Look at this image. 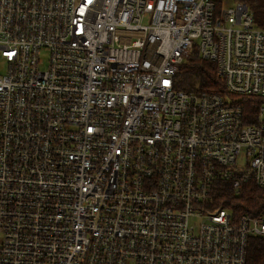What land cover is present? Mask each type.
Here are the masks:
<instances>
[{
	"label": "built area",
	"instance_id": "obj_1",
	"mask_svg": "<svg viewBox=\"0 0 264 264\" xmlns=\"http://www.w3.org/2000/svg\"><path fill=\"white\" fill-rule=\"evenodd\" d=\"M230 1L0 0V264H247L264 213L217 203L264 192V25ZM194 51L223 92L176 88Z\"/></svg>",
	"mask_w": 264,
	"mask_h": 264
},
{
	"label": "trees",
	"instance_id": "obj_2",
	"mask_svg": "<svg viewBox=\"0 0 264 264\" xmlns=\"http://www.w3.org/2000/svg\"><path fill=\"white\" fill-rule=\"evenodd\" d=\"M244 1L251 8L256 23L263 26L264 0ZM175 86L188 92H223L224 89L223 83L218 77L217 66L212 62L202 60L196 51L188 56L181 65ZM255 107L252 104H247L246 112L253 114L256 110ZM220 187L221 197H225V200L217 203L218 206H228L236 213H264V192L254 185L246 186L238 197L232 193L231 187L226 183H220ZM247 264H264V237H255L250 240Z\"/></svg>",
	"mask_w": 264,
	"mask_h": 264
},
{
	"label": "rangeland",
	"instance_id": "obj_3",
	"mask_svg": "<svg viewBox=\"0 0 264 264\" xmlns=\"http://www.w3.org/2000/svg\"><path fill=\"white\" fill-rule=\"evenodd\" d=\"M235 1H238V0H232V1H230V3L227 5V7L233 6L235 4ZM42 57H43V59H42L43 64L46 65V59L47 58H45L44 54H43ZM3 72H5V68L0 64V73H3Z\"/></svg>",
	"mask_w": 264,
	"mask_h": 264
}]
</instances>
